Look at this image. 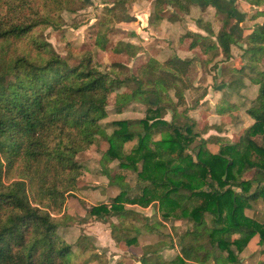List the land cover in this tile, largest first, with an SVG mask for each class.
<instances>
[{"label":"trees","instance_id":"16d2710c","mask_svg":"<svg viewBox=\"0 0 264 264\" xmlns=\"http://www.w3.org/2000/svg\"><path fill=\"white\" fill-rule=\"evenodd\" d=\"M112 1L124 6L148 0ZM152 1L154 10L160 11L159 19L170 10L165 15L170 22H180L199 10L196 24L207 34L188 30L179 41L189 37L190 48L200 46L209 55L207 61L220 51L225 58L231 56V45L236 43L231 31L232 9L214 1L205 5L197 0ZM0 2V264L70 263L75 245L64 233L70 226L63 212L65 199L79 186L86 168L79 156L99 139L106 140L108 147L94 159L121 192L111 205H94L89 214L103 221L118 216L119 222L111 223L116 240L136 244L141 236L156 237L144 244L141 264H242L239 252L249 240L256 234L264 240V221L249 213L254 202H262L264 208V145L257 138L264 135V22L246 35V48L239 47L248 65L238 69L241 75L235 78L253 74L259 85L247 109L254 122L217 152L198 145L194 159L186 149L197 134L187 121L178 123L182 113L173 101L174 95L184 101L180 83L190 78L183 79L182 72L195 69L191 61L173 55L158 68L145 63L126 75L115 66L110 71L95 67L91 51L76 64L54 51L43 56L40 43L36 44L39 53L32 55L17 43L49 19L45 17L42 23L31 18L27 13L30 0ZM247 2L256 7L251 18L264 16V0ZM208 5L222 13L220 22L214 24L205 13L202 16V7ZM213 25L220 27L215 30ZM109 49L132 58L142 47L125 38ZM127 82L134 84L130 91ZM113 84L118 88L115 94ZM150 94L157 97L160 113L105 121L109 105L115 114H121L134 102L151 104ZM221 105L220 112L229 108ZM169 111L171 121L164 118ZM157 132L164 135L152 147L149 139ZM134 138L137 140L127 150L125 144ZM113 160L124 167L141 163L138 175L147 183L136 188L142 194L129 196L133 187L113 176L115 168L107 166ZM125 200L142 205L158 200L164 217L181 216L192 224L179 237V253L174 259L167 261L160 255L173 244V239H165L162 221L125 207ZM131 216L142 223L126 220ZM228 235L236 237L231 240Z\"/></svg>","mask_w":264,"mask_h":264},{"label":"rangeland","instance_id":"374dc122","mask_svg":"<svg viewBox=\"0 0 264 264\" xmlns=\"http://www.w3.org/2000/svg\"><path fill=\"white\" fill-rule=\"evenodd\" d=\"M150 1L152 0L135 1L122 6L116 5L112 0H61L60 2L30 0L31 9H28L27 13L31 15V18L43 23V20L47 17L49 22L37 26L29 38L17 43L19 45L18 48L23 51L24 49L30 51L32 55H35L40 51L36 44L40 43L43 45L41 51L43 56H48L54 51L63 57L69 58L73 64L78 63L79 58L86 54V51H91L95 67L103 71H110V68L115 66L126 75L132 74L143 64V56L138 53L136 56L128 58L125 53H115L109 49L113 43L126 38V40L140 45L142 50L146 49L147 52L154 49L164 51L165 47L176 41L178 36L167 30H164V34L157 31L162 28V23L166 22V16L170 10L167 14L162 12L164 20L161 23V19L158 17L160 11L154 10V6L150 4ZM0 4L3 3L0 2ZM237 5L239 6L238 3L233 4V6ZM202 8L205 13L204 17L210 19L214 24L220 22L219 16L222 17V13L211 5L203 6ZM149 11L151 17L149 15L148 18H152L150 22L155 25L151 26L152 29L142 26L143 19H146V16L143 15L146 12L148 14ZM189 14L191 16L185 18L187 26H189V23H193L192 21H195L197 16H200L199 10H196L195 14ZM252 25L255 26V24ZM140 29L147 31L144 37L140 36L143 34ZM237 32L239 33V28ZM239 54L240 51L235 52V55ZM155 61H151L148 65L157 67L158 61L156 63ZM214 66L209 68V66H205L202 63H197V65H194V70H190L187 73L182 72L183 79L187 75L190 77L186 82H196L198 86L196 87L192 84L185 90L184 85L186 82H181L180 86L184 90L182 91L184 101L179 96L174 95L173 98V101H176L174 105L177 106V111L182 113L178 120L181 122L178 123L187 121L190 126H193V132L197 134L196 138L192 140L186 149L194 159H196V155L199 152L198 145L202 144L205 150L217 152L222 144L234 141L236 132L233 131L235 129L233 125L237 126L240 124L243 126L249 123L250 120L245 108L248 103L243 104L241 109L233 108L231 110L232 116H226L223 119L222 116L215 113V109L210 110V108H207L208 110L206 109L203 112L199 110L200 100L208 94V90L205 92L209 88L208 85L212 84L211 80L214 79L213 81H215L217 77L214 76L213 79L211 77L213 74L210 70H215L213 69ZM217 81L218 83L221 82V80ZM127 83V90L130 91L134 84L131 82ZM207 83L208 85L206 86ZM215 85L217 86V84L213 85L214 88ZM111 91L112 94L118 91L115 84L111 85ZM171 95L173 97V91H171ZM217 97L218 95L212 99L215 100ZM150 101L151 104L134 102L121 114H115L112 106L109 105L107 108L108 116L105 121L116 117L138 119L146 116L151 117L156 115L157 112L160 113L155 104L157 97L150 94ZM208 102L209 100L206 101L207 104ZM206 103L202 110L208 106ZM206 111L212 114L209 115ZM234 111H236L235 114ZM171 113L169 111L164 116L167 121L172 120ZM236 131H239V129L236 128ZM163 135V132L152 133L149 145L154 147V142L162 138ZM258 139L264 145V135H260ZM136 140L137 138H134L133 141L127 142L125 148L129 150ZM107 147V141L99 139L85 153L79 156L82 162L85 163L86 168L83 171L79 186H77L75 191L68 194L65 199L63 212L70 226L64 233H66L65 236L68 241L75 245L69 264H141L139 257L143 254V246L149 243L150 237L147 236L139 237L136 244H128L124 240H116L111 231V223L113 221L118 223V216H108L107 220L103 221L89 214L91 207L94 205L101 203L111 205L114 197L121 192L119 185L117 183L111 184L112 181H110L108 175L103 172L100 164L94 159L100 157L102 151ZM107 164L108 168H115V171L111 172L113 176L119 177L124 183L133 187L129 192L130 197L142 194L141 190L136 188L140 186L139 184L147 183L138 175V171L142 169L141 163H131L130 166L124 167L119 164L118 160H113ZM123 203L125 207L136 210L140 215L146 216L150 220L158 219L162 221V230L166 235L165 239L167 241L170 238L173 239V244L171 247L164 248L160 255L167 261L174 259L179 253V237L190 229L192 224L181 216L164 217L158 200H152L147 205L131 203L127 200L123 201ZM254 206L263 208V204L260 201L254 202ZM260 214L263 215L264 213ZM131 217L126 220L129 222L135 220L134 222L137 224L142 223L135 216ZM235 237L236 235H228L231 240ZM155 240L156 237L151 241L154 242ZM239 255L245 257L248 263H256L260 259H264V240L256 235V238H253L248 246L239 252Z\"/></svg>","mask_w":264,"mask_h":264},{"label":"crops","instance_id":"0c3cea01","mask_svg":"<svg viewBox=\"0 0 264 264\" xmlns=\"http://www.w3.org/2000/svg\"><path fill=\"white\" fill-rule=\"evenodd\" d=\"M207 1H214L218 4H220L222 8L228 7L230 9H232V11L235 14V19H234L231 31L235 35L236 43H233L231 45L232 54L229 58H225L223 56V53L220 51L219 55L214 60L207 61L209 55L206 52H204L200 48V46H195V47L190 48V46H189L190 38L189 37H186L183 42H180L179 37L188 30L193 31V32H199V33H202L204 35L207 34V32L204 29L199 28L197 26V24L195 22L196 20L192 21L193 23H189L188 24L189 26H187L186 22H185V21H187L186 19H183L180 22H170L166 19V22L164 21L163 23H162V21L164 19L161 20L162 28L158 29L157 31L164 34V30H167V31H170L171 33L177 34L178 36L176 38V41L171 42L170 46L167 45L165 47L164 51L163 50L161 51V49H157V50L154 49V50H148V52H147L146 49L145 50L143 49L139 52V55L143 56L144 61L146 60L145 62L143 61V64H145V63L150 64L151 61L156 60L155 63L158 61L157 62L158 66L162 62L167 60L168 58L172 57L173 55H177L182 60L191 61L193 63V66L197 65V63H200V64L202 63L205 66H209V68L213 67L215 65L213 68L215 70H212V69L210 70L211 73L213 74V75H211V77L213 79L214 76H217L215 78V81L221 80V82L218 83V81H217L216 83H214L215 81H213L214 80L213 79V80H211L212 84H209V85H208V83L206 84V86L207 85L209 86V88H207L205 91V92H207V90H208V94H207V96H203V98L200 100L199 110H201L203 112L207 108L208 109L210 108V110L215 109V113H217V115H219V116H222V119H223L226 116H232L231 110L233 108L234 109H241V108H243V104H245V103L249 104V105L246 104V106H245L246 112H247L248 107H250L252 105L253 100L256 98V96L258 94L259 85L257 83H255L254 80L252 79L253 74H244L243 76L239 77L238 80H236V81H235V78L238 77L239 75H241V73L238 71V69H242L243 67L248 65L247 58L245 55H243V53H242L243 50H241L239 47H242V49L246 48L247 45H246L244 38L250 32V30L254 27L252 24L256 25L257 23L264 22V16L261 15V16H257L256 18H251L253 12L256 10V7L249 4L247 2V0H197V2L200 5H205L207 3ZM236 3H238L239 6L238 5L233 6V4H236ZM150 4H153V1H150ZM167 12L168 11H166V14H167ZM200 12H201L202 16H204V12H202V11H200ZM168 14H169V12H168ZM149 15H150V11L148 12V14L146 12L143 15V16H146V19H143L142 26L148 27L149 29H152L151 26H155V25H153L152 23H149V18H148ZM164 24H165V27H164ZM245 24H247V25H245ZM213 26H214V29L217 28L215 30H218L220 27L218 25H217V27L215 25H213ZM238 26H240V27H238ZM238 28H239V33L237 32ZM141 32L143 33L142 35H140L142 37H144L145 33H147L146 30H143V31L141 30ZM212 39H216V37L213 36ZM236 51H240V54L235 55ZM149 56H152V57H149ZM216 65H218V66H216ZM158 66L154 67V68H158ZM236 75H238V76H236ZM188 83L189 82H186L184 85L185 90L187 89L188 86H191L192 84L196 87L198 86V84L196 82H192L189 84ZM214 84H217V86L215 85V88L213 87ZM217 95H218V97L215 100L212 99V98H214V96H217ZM208 100H209V102L207 104L206 101H208ZM205 103L208 106L204 110H202L205 107ZM221 104H224L225 106H229V108L227 110H225L224 112H220L219 108L222 106ZM206 112L209 113V115L212 114L211 112H208V111H206ZM235 113H236V111H234V114ZM247 115L250 118L249 123H247L243 126L240 124H238L237 126L233 125V127L235 128L233 131L236 132L234 141L236 140L238 132L240 130H242L245 127H248L249 124L251 125L254 122L253 118L248 113H247ZM236 128H238L239 131H236ZM259 136L257 138H259ZM249 213L251 216H253L257 220L264 221V214L263 215L260 214V213H264V209L263 208H256L254 206V203H253V210L250 211ZM259 215H261V216H259ZM256 235H258V237L260 238L259 234H256ZM256 235H254L249 240V242L253 238H256ZM145 236L150 237L148 242H152L151 240L154 238L153 236H149V235H145ZM142 237H144V236H142ZM249 242L247 243L246 246H248ZM253 242H255V241H253ZM240 260H241L242 264H257L258 263V261L256 263H248L247 259H245V257H243V256H240ZM260 260H264V259H260Z\"/></svg>","mask_w":264,"mask_h":264}]
</instances>
